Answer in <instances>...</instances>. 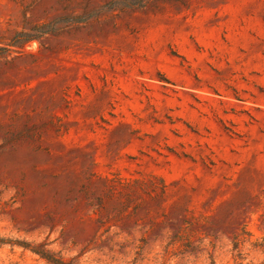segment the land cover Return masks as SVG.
Returning a JSON list of instances; mask_svg holds the SVG:
<instances>
[{"label":"rangeland","instance_id":"1","mask_svg":"<svg viewBox=\"0 0 264 264\" xmlns=\"http://www.w3.org/2000/svg\"><path fill=\"white\" fill-rule=\"evenodd\" d=\"M33 250L264 264V0H0V264Z\"/></svg>","mask_w":264,"mask_h":264},{"label":"trees","instance_id":"2","mask_svg":"<svg viewBox=\"0 0 264 264\" xmlns=\"http://www.w3.org/2000/svg\"><path fill=\"white\" fill-rule=\"evenodd\" d=\"M17 35H18V34H17ZM32 38H33V37H27V38L25 39V41H29V40H31ZM33 252L39 254L40 257L45 258V259H46L49 263H51V264H61V263H58L57 261H53V260L49 259V258L46 257L44 254H42V253H40V252H38V251L33 250Z\"/></svg>","mask_w":264,"mask_h":264}]
</instances>
